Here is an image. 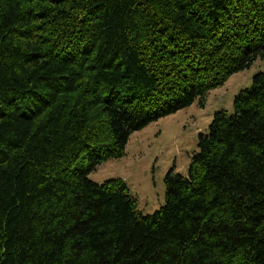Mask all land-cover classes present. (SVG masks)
Returning a JSON list of instances; mask_svg holds the SVG:
<instances>
[{"label":"trees","instance_id":"16d2710c","mask_svg":"<svg viewBox=\"0 0 264 264\" xmlns=\"http://www.w3.org/2000/svg\"><path fill=\"white\" fill-rule=\"evenodd\" d=\"M264 59V0H0V264H264V71L142 214L88 175Z\"/></svg>","mask_w":264,"mask_h":264},{"label":"rangeland","instance_id":"374dc122","mask_svg":"<svg viewBox=\"0 0 264 264\" xmlns=\"http://www.w3.org/2000/svg\"><path fill=\"white\" fill-rule=\"evenodd\" d=\"M264 71V59L233 74L222 86L205 96L204 105L195 102L174 114L160 118L131 134L125 154L104 162L88 177L96 183L121 178L142 214H151L165 204L164 176H186L193 154L198 150V135L206 134L219 110L233 112L234 97L249 88L252 78Z\"/></svg>","mask_w":264,"mask_h":264}]
</instances>
